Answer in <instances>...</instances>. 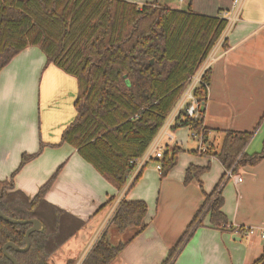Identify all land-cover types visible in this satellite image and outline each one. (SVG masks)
Here are the masks:
<instances>
[{"label": "trees", "instance_id": "obj_1", "mask_svg": "<svg viewBox=\"0 0 264 264\" xmlns=\"http://www.w3.org/2000/svg\"><path fill=\"white\" fill-rule=\"evenodd\" d=\"M226 24L223 16L197 13L190 7L171 8L158 0H0V70L27 45H37L47 63L73 75L77 80L76 115L62 130L60 141L73 146L105 180L121 190ZM210 77L211 71L206 68L203 84L193 90L200 103L206 101ZM180 114L176 126L188 125L205 137V149L194 152L216 157L224 172L210 192L203 190V201L160 264H173L206 215L209 226L233 231L221 210V190L228 180L225 170L232 168L237 173L264 157V145L257 152L245 150L257 125L250 130H212L203 124L204 108L199 109L197 118H189L184 111ZM210 131H221L218 143L209 137ZM42 146L37 152L23 153L19 167L36 156ZM179 151L177 146L164 150L161 176L176 163ZM205 169L207 166L189 164L184 183L195 178L201 184L199 176ZM56 173L31 197L14 188L13 175L0 179V210L14 218H38L44 226L29 234L27 250L8 247L19 264H51V254L83 225V220L45 199ZM146 212L143 199L123 197L109 224L119 232L136 227L128 242L144 227ZM226 223L228 227L222 225ZM28 226L0 218V264H13L3 254L2 245L12 241L23 246ZM125 243H111L103 231L80 264H108ZM262 262L264 246L253 263Z\"/></svg>", "mask_w": 264, "mask_h": 264}, {"label": "crops", "instance_id": "obj_2", "mask_svg": "<svg viewBox=\"0 0 264 264\" xmlns=\"http://www.w3.org/2000/svg\"><path fill=\"white\" fill-rule=\"evenodd\" d=\"M129 1L142 3L150 0ZM159 1L160 5L171 8L190 7L197 13L225 14L227 24L205 58L211 77L204 103L203 124L212 130H250L248 128L254 127L258 120L255 132L263 131L264 0H238L237 7L233 6L232 0ZM76 94V78L53 63H47L45 54L37 45H27L1 68L0 179L13 175L14 188L31 197L57 171L45 199L83 220V225L51 254L49 260L52 264H65L68 260L79 264L101 230L106 229L113 242L121 237L127 239L137 232L136 227H130L119 236L109 224L110 216L123 197L143 199L147 203L144 227L108 264H160L203 201V190L210 192L213 189L224 168L216 157L186 152L198 150V142L188 136L187 126H176L171 120L166 131L171 136L164 133L160 144L168 149L177 146L181 151L169 169V177L163 181L170 184L174 180L171 172L175 167L180 179L181 175L184 178L189 164L207 166L199 176L201 184L193 178L185 186L184 190H193L186 209L162 208L160 199L157 205L151 206L147 198L154 193L155 187L150 185V174L161 176L154 166L155 158L140 167L134 183L135 175L132 174L124 187L118 190L73 146L60 141L62 130L76 115ZM169 116L170 113L166 120ZM208 134L214 139L218 136L211 131ZM253 135L245 147L246 152H249ZM41 143L43 146L39 153L19 167L21 155L37 152ZM149 163L151 168L141 175ZM236 174L242 177L240 181L229 178L222 187V212L234 226L248 224L264 228V157L255 165L239 168ZM253 235L258 236L211 227L206 215L203 225L195 228L173 264H187L176 263L180 255L194 260L189 264H254L263 247L253 257L252 254L246 255V247L240 244L241 238Z\"/></svg>", "mask_w": 264, "mask_h": 264}, {"label": "built area", "instance_id": "obj_3", "mask_svg": "<svg viewBox=\"0 0 264 264\" xmlns=\"http://www.w3.org/2000/svg\"><path fill=\"white\" fill-rule=\"evenodd\" d=\"M233 6L238 5V0H232ZM223 17H225V14H222ZM208 67V64L205 62V60L202 62V64L199 66L197 71L194 73V75L191 77L190 81L187 83L186 87L184 88L183 93H181V96L177 100L178 103L175 104L176 106L173 107V111L170 112V116L168 117V120H165L154 138L149 143L148 147L142 154V156L137 160L136 165L134 169L132 170V174L136 175L137 172L140 170V167H142L146 162H148L149 159L155 158L156 161L154 163V166L157 170V173L161 175V162L160 159L163 156V152L165 150V146L160 144V138L161 136L166 133L169 137L171 136L170 133H167V128L170 125V121L172 120L173 123L176 122L177 118H182V111H184V115L188 116L189 118H197L199 116V109L201 108V104L199 101L196 100V98L193 95V90L198 87L200 84H203L202 81V74L204 70ZM192 137H194L198 142V150L203 151L205 149L204 144V135L202 132L197 133L192 131L191 132ZM131 175V174H130ZM225 178H233L234 181H240L241 176L239 174L233 173L232 168L225 170ZM226 227H228V224H222ZM232 229L234 233L240 234V235H252L257 234L259 238L264 240V228L263 227H254V226H245V225H232Z\"/></svg>", "mask_w": 264, "mask_h": 264}, {"label": "rangeland", "instance_id": "obj_4", "mask_svg": "<svg viewBox=\"0 0 264 264\" xmlns=\"http://www.w3.org/2000/svg\"><path fill=\"white\" fill-rule=\"evenodd\" d=\"M159 2H162V0H160ZM177 103H178V101H177ZM173 110H171V111H173ZM258 122L259 121L257 120V122L254 125H258ZM262 123H263V121H261V124ZM184 126L188 127V129H189L188 136L190 138H192L191 132L194 131V130L191 129L188 125H184ZM252 128L250 127L248 129H252ZM263 129H264V125H263ZM255 130H256V128H255ZM255 130H254L255 134L253 135L252 141H251V143H250V145L248 147L249 153H253V152L262 150V147L264 145V130L262 131V129H261V131H258L257 133L255 132ZM220 133H221V131H218V136H216V138H215L216 143H218L220 141V136H221ZM193 140L195 141V139H193ZM168 152H170V150H168ZM186 152H189L191 154H196L194 152V150H186ZM151 166H152V164H150V163L147 164V166L144 168V170H143L141 175H143L148 168H151ZM175 166H177V165H175ZM169 171L163 176H157L154 173L150 174L151 172L148 173V174H150V185H151V187H155V191L147 199L150 202L151 206L157 205L158 200L160 199V206L162 208H169V207L175 208V209H179L180 208V209H182L184 211L186 209L185 206L188 205V200L192 199L193 190L192 189L184 190L186 188L185 186H187L188 183H184V181H183L184 178H182V175H181L180 179L178 178V176H177V167H175L172 170V172H171L172 173V177L171 178H174V180L170 184H167L165 181H163V179L169 177V175H168ZM131 175H132V172H131ZM131 175L128 176L127 182L130 180ZM165 187H166V189H165ZM184 196L186 198H184ZM153 203H154V205H153ZM243 225L248 226V224H243ZM115 232L117 234L119 233V231H115ZM262 240L263 239H260L258 236L253 235V236H251L249 238H246V237L241 238L240 244H242V246L244 245L246 247V250H245V254L246 255L252 254V255H254L253 257H255L258 254L259 249L263 247L262 246ZM187 250L189 251V247H188ZM259 253H260V251H259ZM178 261L181 262V263L189 264V263L193 262L194 260L193 259H187V258L183 257V255H180L178 257L176 263Z\"/></svg>", "mask_w": 264, "mask_h": 264}, {"label": "water", "instance_id": "obj_5", "mask_svg": "<svg viewBox=\"0 0 264 264\" xmlns=\"http://www.w3.org/2000/svg\"><path fill=\"white\" fill-rule=\"evenodd\" d=\"M200 107H201V109H203L204 108V103H202ZM0 218L3 219V220H5V221H7V222H11V223H20V224L21 223H31V226L28 227L26 229V231H25V246L24 247L20 248V247H18L16 244H14L11 241L5 242L3 244V246H2V251L5 254V256L8 257L13 264H18L17 259L7 250V248L9 246H12L13 248L18 249V250H25V249H27L28 246H29V234H30V232L31 231H34V230H41L43 228V224H42V222L40 220H38L36 218L20 219V218L10 217V216L4 214L1 210H0ZM111 226L114 228L113 225H111ZM115 231H118V230L114 228V232ZM117 235L120 236L121 233L119 232ZM233 237H235V236H233ZM107 238L111 242V240L109 238V233H107ZM119 242L125 243L126 242V239H123L121 237V239L119 241H117L116 243H119Z\"/></svg>", "mask_w": 264, "mask_h": 264}, {"label": "flooded vegetation", "instance_id": "obj_6", "mask_svg": "<svg viewBox=\"0 0 264 264\" xmlns=\"http://www.w3.org/2000/svg\"><path fill=\"white\" fill-rule=\"evenodd\" d=\"M4 214H5V213H4ZM111 216H112V215H111ZM111 216H110V217H111ZM20 219H22V218H20ZM26 219H28V218H26ZM36 219H38V218H36ZM109 219H110V218H109ZM38 220H39V219H38ZM19 224H20V223H19ZM21 224H24V223H21ZM29 224H30V226H31V223H29ZM42 224H43V223H42ZM30 226H28V227H30ZM28 227H27V228H28ZM27 228H26V229H27ZM43 228H44V226H43ZM43 228H42L41 230H43ZM25 231H26V230H25ZM34 231H35V230H34ZM36 231H40V230H36ZM103 231H106V235H107V230H106V229H105V230H101V232L97 235V237L95 238V240L93 241V243H94L97 239L100 238V236H101V234L103 233ZM31 232H32V231H31ZM31 232H30V233H31ZM24 239H25V234H24ZM11 242H12V241H11ZM93 243H92V244H93ZM111 243L115 244L116 242L111 241ZM14 244H15V243H14ZM92 244H91V246H92ZM29 245H30V240H29ZM2 246H3V245H2ZM17 246H18V245H17ZM24 246H25V243H24L23 246H18V247L22 248V247H24ZM91 246H90V247H91ZM11 247H12V246H11ZM28 247H29V246H28ZM90 247H89V249H90ZM27 249H28V248H27ZM27 249H25V250H27ZM89 249H88V250H89ZM7 250H8V248H7ZM16 250H18V249H16ZM88 250H87V252H88ZM19 251H22V250H19ZM87 252H86V253H87ZM86 253H85V255H86ZM3 254H4V253H3ZM4 255H5V254H4ZM85 255H84V256H85ZM13 256H14V255H13ZM14 257H15V256H14ZM15 258H16V257H15ZM83 258H84V257H83ZM83 258H82V259H83ZM16 259H17V258H16ZM49 259H50V258H49ZM17 261H18V260H17ZM81 261H82V260H81ZM81 261L79 262V264L81 263ZM49 262H50V260H49ZM50 263H51V262H50ZM18 264H19V263H18ZM51 264H52V263H51ZM65 264H66V263H65ZM71 264H72V262H71Z\"/></svg>", "mask_w": 264, "mask_h": 264}]
</instances>
